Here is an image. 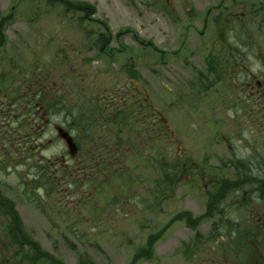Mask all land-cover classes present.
<instances>
[{
	"label": "flooded vegetation",
	"instance_id": "1",
	"mask_svg": "<svg viewBox=\"0 0 264 264\" xmlns=\"http://www.w3.org/2000/svg\"><path fill=\"white\" fill-rule=\"evenodd\" d=\"M158 2L162 12H170L174 29L200 26L197 35L202 53L196 65L190 64L188 102L180 101L182 95H177L174 102L187 105L191 128L188 139L171 132L172 127L163 120L161 111L152 108L144 96V86L137 80L141 77L139 70H127L128 65H124L128 84L114 91L116 96L108 94L104 105L84 104L76 94L79 102L70 105V115L83 116L79 123L85 119L91 123L89 135L84 134L82 126L74 128L66 124V118H71L68 113L60 112L58 119H52L50 105L36 103L37 96L45 98L40 93L51 95L50 91L42 90L45 87L29 88L25 95L21 94L24 102L16 98L1 101L0 115L4 118L0 119V264H99L91 256L92 249L99 245L88 239L96 231H80L81 215L57 216L60 218L57 224L56 218L46 213L50 191L68 175L74 188L81 189L88 183L96 191L103 186L111 187L115 193L97 200L100 201L97 211L86 204L92 198L84 200L88 211L93 212L88 213L90 218L94 220L93 216L98 215L96 223H100L104 211L120 206L123 200L120 196L126 190L114 186V179L117 177L118 182L129 188L137 187L134 168L139 167L135 164H141L143 157L138 146L140 127L131 125L132 109L141 112L143 127L147 113L153 115L152 130L149 129L153 132L147 135H153L150 137H154L151 141L155 142V151L163 152L156 156V178L151 187L157 204L173 197L187 174L186 195L199 196L203 211L194 215L189 210H176L168 224L161 226V223L156 231L142 236V244L126 264L156 261V244L173 223L187 229L185 239L174 246L173 252L179 259L176 264H264V43L258 38L259 30L264 29V0ZM106 35L109 38L101 51L108 47L110 31ZM149 42L144 49L149 47L158 52L157 61L164 62L162 49ZM108 48L112 53V47ZM196 51L192 48L191 55ZM60 83L57 87L60 98L66 100L67 86ZM202 99L205 107L201 109ZM68 106L62 108L66 111ZM154 114L159 118L156 123ZM16 115L22 116L21 124L13 122ZM27 125L32 130L23 132ZM59 127L72 137L74 153L58 136ZM41 131H44L42 140ZM53 139L64 144L63 152L54 160L42 154ZM131 153L135 154L133 158ZM34 158L40 161H33ZM41 161L46 182L36 183V163ZM52 168L54 175L60 174L59 178L53 177L54 187L49 184ZM79 171L85 175H79ZM42 199L44 205L38 204ZM35 208L40 215H35ZM107 217L103 216L105 222ZM111 233H117L116 229Z\"/></svg>",
	"mask_w": 264,
	"mask_h": 264
},
{
	"label": "rangeland",
	"instance_id": "2",
	"mask_svg": "<svg viewBox=\"0 0 264 264\" xmlns=\"http://www.w3.org/2000/svg\"><path fill=\"white\" fill-rule=\"evenodd\" d=\"M56 1L52 3L51 0H0V17L12 13L11 17L6 19L5 40L0 45L1 90L7 91L14 82L16 92L20 91L25 95L29 88L42 86L45 87L42 88L43 91L51 92L49 96L43 95L45 102L49 100L51 104L55 100L61 101L57 87H60L62 82L68 89L66 101L69 105L74 103L77 105L79 102L76 94L83 102H87L95 95H98L99 99L104 98L106 102L108 94H112L109 97H114L116 96L114 91L128 84L129 78L124 71V65L134 63L135 69L141 74L137 80L144 86L146 91L144 96L146 95L152 108L161 111L167 123L172 125L173 134L177 132L185 140L188 139L191 128L187 105H175L174 102L177 95H182L180 97L182 103L188 102V82L192 78L190 64L196 65L202 53L197 35L200 26L174 29L170 12H162L158 0H72L94 7V14L83 20L79 19L82 13L66 11L60 0L59 3ZM101 21L110 31L108 41V47H112L110 54L100 53L97 45L93 46L91 43L96 34L103 29ZM86 33H89L90 37H87ZM258 38L264 43V29L259 30ZM141 39L151 41L156 48L162 49L164 62L157 61L158 52L149 48L144 49L145 45L140 43ZM192 48L197 49L196 54L191 55ZM176 51H179L181 56ZM106 52H110V48ZM174 52L177 53V57ZM11 76H13L11 84L4 86L11 80ZM133 82L139 83L136 80ZM46 86L53 88L49 89ZM61 90L65 92L63 88ZM204 101V99L200 101L201 109L205 107ZM151 116L153 115L147 113L145 124L147 127L144 128L141 112L131 110V125L136 129L140 127L142 133L137 134L141 137L138 146L143 155L142 163L135 164L139 167L134 168V176L138 178V183L137 187L129 188L130 186L118 182V178L115 177L113 185L123 187L126 191L125 195L120 196L123 199L120 206H116L114 210L111 207L109 211H104L106 213L104 215L108 216L107 222L104 221L102 214L100 223L95 222L98 215L93 216L92 220L88 213L93 212L88 211L86 204L97 211L100 202L97 200L108 198L115 193L111 187L103 186L96 191V187L93 188L88 183L81 189L72 188L71 186H74L72 179L62 177L61 184L50 191L51 202L46 213L52 219L56 218L57 224L60 222L57 216L81 215L83 227L82 230L78 229L81 232L89 229L96 231V234L89 236L88 239L99 245L91 252L93 261L99 264L128 263L133 252L142 244L143 237L148 232L156 231L159 224L162 223L161 226L168 224L176 210V212L189 210L194 215L203 211L199 196L186 195L187 174L168 201L165 199L163 203L157 204L155 196L152 195L153 181L156 178L155 160L163 152L155 151V142L151 141L154 137H150L152 134L147 135L153 132L149 131ZM5 117L8 118L9 115ZM58 117V114L51 116L52 119ZM3 118V115H0V119ZM154 118V123L156 120L159 121L158 115L154 114ZM134 123L137 125H133ZM156 126L157 124L153 125V128ZM27 129H31L29 125L22 131ZM46 131L48 129L45 133ZM42 133L44 134V131L39 134L41 140ZM50 143L43 148L42 154L54 160L55 156L63 152L64 144L56 139ZM42 154L40 155L43 156ZM133 154L131 153V158L134 157ZM200 154L197 153L198 156ZM164 157L168 160L167 155ZM33 161L39 162L40 159L34 158ZM56 161L59 162L60 159L57 158ZM20 171L19 176L22 175ZM53 173L52 168L50 175L53 176ZM79 175L85 174L79 171ZM59 177V173L54 175V178ZM87 198L92 199L84 201ZM38 204L44 205L43 199ZM34 213L38 216L41 212L36 209ZM115 229L117 233L112 234V230ZM186 231L187 229L180 224L173 223L166 230L163 240L156 244V261L140 260L138 264H176L179 259L173 252L174 246L177 245V241L185 239Z\"/></svg>",
	"mask_w": 264,
	"mask_h": 264
},
{
	"label": "trees",
	"instance_id": "3",
	"mask_svg": "<svg viewBox=\"0 0 264 264\" xmlns=\"http://www.w3.org/2000/svg\"><path fill=\"white\" fill-rule=\"evenodd\" d=\"M53 1H56V0H51L52 3H53ZM56 2L59 3V0H57ZM60 3L64 6L66 11H73V12L82 13V15L79 17L80 20L81 19L83 20L85 18H90L91 14H94V12H95L94 7H91V6H89L88 4H86L84 2L72 1V0H60ZM11 14L12 13H9V14H7L5 16L0 17V45H2L4 43L6 19H9L11 17ZM83 14L88 15V16H83ZM101 23H102V21H101ZM102 24H103L102 31H99V33L96 34V36L97 35L98 36L95 37L94 41L91 42V43H93V46L97 45V48H99V52L100 53H105V54L109 53L110 54L111 52H106L109 49L108 47L104 48L102 51L100 50V48H103L105 46L106 42H107V40H105V39L109 38V36L106 35L109 32L108 27H107L106 24L104 25V22ZM86 36L90 37L89 33H86ZM140 42H142L144 45H146V44L149 45L150 44L149 41H144L143 39H141ZM134 66H135L134 63H133V65L128 64L127 70L135 69ZM12 79H13V76H11V80L9 82H7V84L4 85V86H9L11 84V82H12ZM15 86L16 85H14V82H13L10 85L9 89L7 91H5V90H1L2 86L0 85V92L3 93V97H4V98L1 97L0 99L2 101H11L12 100L11 98H16L15 99L16 101L24 102V97L21 96L20 91L16 92L17 87H15ZM57 94L61 95L59 92H57ZM40 96H43V93H40ZM42 98L37 96V98H35L36 103H37V101H39L40 105H50L51 113L54 114V115L55 114H59L60 112L68 113L69 116H71V118L70 119L66 118V124H68L70 127L74 126V128H77V126L78 127L82 126L83 130H84V134H87V135L91 134V132H92L91 131V123L88 122L86 119H85L84 122L79 123L80 120L83 119L82 118L83 116H79V114L77 115V114H73V113H72V115H70L71 106L69 105V103L66 100H64V99H61V101L55 100L54 103L50 104L49 100H46V102H45V98L43 99L44 101L42 100ZM61 102H62V105H60ZM85 103H87L88 105H104L105 101H104V99H96V98H94V96H92L91 98H89L87 100V102H84V104ZM84 104H82V105H84ZM63 105H69L68 109L66 111L62 108ZM72 105H76V104L74 103ZM13 122L15 124H21L22 123V116H17V115L14 116L13 117ZM35 170H37V171H35V179H34V181L36 183L46 182V179H44L45 172H44V165H43L42 161L40 163L36 164ZM69 176L70 175H68V177ZM53 177H54V175L51 176V179L49 180V184L52 187H54L56 185V180H54ZM73 182L74 181H72V183Z\"/></svg>",
	"mask_w": 264,
	"mask_h": 264
},
{
	"label": "water",
	"instance_id": "4",
	"mask_svg": "<svg viewBox=\"0 0 264 264\" xmlns=\"http://www.w3.org/2000/svg\"><path fill=\"white\" fill-rule=\"evenodd\" d=\"M58 132H59V135L65 139L70 152L74 153L76 150V147H75V144L72 140V137L66 131H64L62 128H58Z\"/></svg>",
	"mask_w": 264,
	"mask_h": 264
}]
</instances>
